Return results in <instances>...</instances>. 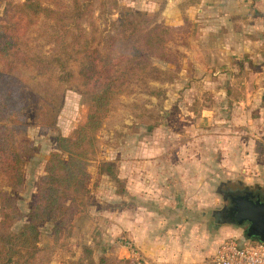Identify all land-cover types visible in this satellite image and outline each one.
<instances>
[{
	"label": "rangeland",
	"instance_id": "1",
	"mask_svg": "<svg viewBox=\"0 0 264 264\" xmlns=\"http://www.w3.org/2000/svg\"><path fill=\"white\" fill-rule=\"evenodd\" d=\"M134 1H96L93 16L84 21V26L97 37L101 48L114 33L112 22L125 11L147 13L153 21L163 22L159 13L141 9ZM237 1L225 9L226 13L213 9L216 24L212 31H223L224 40L193 39L198 28L191 21L183 27L163 22L172 27L167 35L170 58H154L150 74L133 82L134 92L116 99L98 136L97 157L89 166L90 192L83 202L71 205L58 231L51 223L42 227L39 246L44 248L49 264H87L89 258L95 264H181L182 255H195L200 235L207 240L212 237L214 224L206 213L225 205L224 193L220 192L223 183L236 188L264 183V170L241 166L243 153L232 150L239 143L244 145L240 137L248 132L246 136L254 140L249 143L264 151V0ZM4 8L0 1V22ZM52 24L40 18L30 31L35 53H52L47 36L53 33ZM182 67L192 71L197 67L198 71L183 72ZM71 69L72 83L63 95L58 93L63 98L57 126L49 130L35 125L40 94L36 78L32 73L25 74L32 124L28 138L34 142L36 153L27 161L23 190L4 186L20 209L15 230L29 220L39 179L51 152L56 150L55 136L73 137L87 119L89 97L77 88L80 62L73 61ZM205 69L209 71L204 74ZM205 75L209 83L225 87L219 89L221 93L206 88L207 83L184 91L183 83L197 78L202 83ZM235 116L245 122L237 125ZM223 132L233 136L228 145L231 150L226 152L219 141ZM252 133L260 134L254 137ZM100 167L103 172H99ZM144 177H152V183L146 184ZM135 182L136 192L131 189ZM134 208L139 210L135 217L140 223L137 231H143L140 228L147 212L148 218H155L157 236L167 228L162 235L166 243L159 237V243H135L128 230ZM150 208L157 214L149 213ZM187 211L195 216H188ZM2 214L0 199V219ZM193 218H207L210 224H204L200 231L194 226L183 228L188 221L196 222ZM241 229L242 236H238L244 237L246 228ZM213 251H203V264H211Z\"/></svg>",
	"mask_w": 264,
	"mask_h": 264
},
{
	"label": "trees",
	"instance_id": "2",
	"mask_svg": "<svg viewBox=\"0 0 264 264\" xmlns=\"http://www.w3.org/2000/svg\"><path fill=\"white\" fill-rule=\"evenodd\" d=\"M0 1L5 4L0 22V264H49L39 246L42 227L51 223L58 231L71 205L83 202L90 192L89 166L97 157L104 122L116 99L132 94L133 82L154 69V58H170L167 35L172 27L153 21L147 13L125 11L112 22L114 33L101 48L97 37L84 26L92 18L97 0ZM100 2L104 4V0ZM40 18L53 23V33L47 35L53 45L50 55L35 53L30 44L29 33ZM73 61L80 62L77 88L89 97L87 119L73 137L55 136L56 150L39 179L29 220L15 230L20 209L4 186L23 190L27 161L36 153L28 138L32 124L25 74L36 78L40 94L35 125L55 129L63 98L58 93L63 95L73 81ZM87 264L95 263L89 258Z\"/></svg>",
	"mask_w": 264,
	"mask_h": 264
},
{
	"label": "crops",
	"instance_id": "3",
	"mask_svg": "<svg viewBox=\"0 0 264 264\" xmlns=\"http://www.w3.org/2000/svg\"><path fill=\"white\" fill-rule=\"evenodd\" d=\"M237 0H135L133 3L137 5L139 8L153 12V13H159L160 15V21L165 22L166 24H170L176 27H183L190 21L193 22V27L198 28V33L196 35H193V39H199L200 41L206 40V39H212V40H224L226 37L224 34H222L223 31H217L213 32V25L216 24L215 20V11L213 9H221L223 10V13H226L225 9L231 8L233 6V3H235ZM239 2L237 1V4ZM241 3V2H240ZM226 19V18H225ZM223 19L224 21H226ZM196 22L197 25L195 24ZM218 24V23H217ZM220 49V48H219ZM218 49V50H219ZM195 67V69L192 71L190 68L189 69H184L182 67L181 70L183 72H191L192 74H195L198 69ZM210 72L213 71V69ZM207 69L203 70L205 73L209 71ZM207 76L205 75V80H203L202 83L199 82V79H192L191 83L190 81H187L186 83H183L184 85L182 86L184 91H189V89L193 88L195 89L197 86L200 87L201 84H206V88L212 89V91H218L219 93L222 92V90H219L220 88L224 89L225 87H222L220 85L217 86V83L214 81H206ZM200 85H199V84ZM204 88V87H203ZM192 91V90H191ZM198 95V92L196 93ZM244 114H240L242 117ZM240 116L238 117H233L234 120H238V124H242V120L245 122V119H242ZM232 120V117L230 118ZM232 124V123H230ZM234 126V125H233ZM227 127V126H225ZM229 127V126H228ZM230 131V129H228ZM237 132V131H236ZM235 133V132H234ZM253 134V133H252ZM260 133H257L256 135H259ZM244 135L243 137H240V141H243L242 145L239 143V146L232 149L235 152H241L243 155L241 156V166H246V168L249 167H256L264 170V151H262L259 148H256L255 143L249 141H254L250 137L246 136L248 135V132L242 134ZM255 133L252 136H256ZM232 135L230 132H223L220 135V142L224 145L223 148H227L225 152L230 149V139H232ZM262 153V154H261ZM147 166L145 167V170H147ZM146 184L152 183L151 179L152 177H144L143 178ZM162 179V178H159ZM137 182L131 186V189L134 191L137 190L136 187ZM224 184V183H223ZM263 184V185H261ZM256 183V185H261L264 187V183ZM136 192V191H135ZM221 192V190H220ZM139 208V207H138ZM221 209H213L211 212L206 213L209 217L211 216V224H214L212 229V233L210 234L212 237L207 240L206 238L202 237V235L199 236L198 242L200 245L197 246V250L195 255H182L181 258H179L181 264H203L202 260V254L203 251L208 252L209 249L213 248V253L212 255L217 251L218 246L220 243L225 240L226 238L234 237L238 239H244L247 238L245 235L244 237L238 236L240 234L242 236V229L240 230L241 227H239L236 224L233 223H228L222 221V215H221ZM137 210L136 208L133 209V221L131 223L129 222V234L132 235L133 240H135V243L141 244V243H159V240H157V237L160 238L161 242L166 243V240L162 238V235L164 234V231L167 228H164L161 230L160 235L157 236L155 232L156 228V221L155 218L151 216V218H148L147 212L144 213V222H143V227L140 228L143 231L139 230L137 231L139 227V221L136 222L135 217L137 215ZM153 216L154 213L157 214L152 208L149 210ZM188 216H191L195 214L192 211H187ZM186 214V213H185ZM190 214V215H189ZM219 217L221 219H219ZM194 219V218H193ZM195 220V219H194ZM196 222H187V224L183 228H186V230L190 227L197 228L199 231L202 229V226L209 225L207 218L203 220H195ZM150 222V223H149ZM155 225V226H154ZM201 234L205 235V232H200ZM244 233V230H243ZM237 235V236H236ZM248 239V238H247ZM148 245V244H147ZM186 251V250H185ZM188 252V251H187Z\"/></svg>",
	"mask_w": 264,
	"mask_h": 264
},
{
	"label": "water",
	"instance_id": "4",
	"mask_svg": "<svg viewBox=\"0 0 264 264\" xmlns=\"http://www.w3.org/2000/svg\"><path fill=\"white\" fill-rule=\"evenodd\" d=\"M247 188L252 186L245 185ZM254 187L263 189V186L256 185ZM235 205L229 210L224 207L221 215L224 222L233 223L243 226L248 223L245 229V235L248 239L258 242H264V199L258 198L250 192L246 195H240L234 198Z\"/></svg>",
	"mask_w": 264,
	"mask_h": 264
},
{
	"label": "built area",
	"instance_id": "5",
	"mask_svg": "<svg viewBox=\"0 0 264 264\" xmlns=\"http://www.w3.org/2000/svg\"><path fill=\"white\" fill-rule=\"evenodd\" d=\"M211 264H264V242L226 238L212 255Z\"/></svg>",
	"mask_w": 264,
	"mask_h": 264
},
{
	"label": "flooded vegetation",
	"instance_id": "6",
	"mask_svg": "<svg viewBox=\"0 0 264 264\" xmlns=\"http://www.w3.org/2000/svg\"><path fill=\"white\" fill-rule=\"evenodd\" d=\"M239 185L242 184L239 183ZM222 186L223 187L221 191L224 193L226 200V203L222 206V208L226 207L227 210H229V208H232L236 204L234 198L240 195H246L249 192L255 195L257 198L261 196L262 200L264 199V189H260L254 186L250 189L247 188L245 185H243L244 188H238L239 186H237L236 188L234 186H231L230 183H224ZM248 226L249 224L245 223L241 228H247Z\"/></svg>",
	"mask_w": 264,
	"mask_h": 264
}]
</instances>
